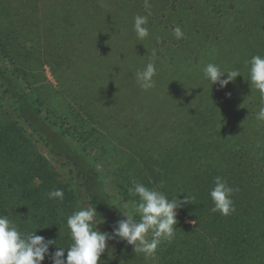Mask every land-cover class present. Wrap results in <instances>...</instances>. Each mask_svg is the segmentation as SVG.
<instances>
[{
  "label": "trees",
  "instance_id": "obj_1",
  "mask_svg": "<svg viewBox=\"0 0 264 264\" xmlns=\"http://www.w3.org/2000/svg\"><path fill=\"white\" fill-rule=\"evenodd\" d=\"M48 1L43 25L52 31L57 16L60 21L88 18L97 28L104 21L102 13L119 2ZM241 1V20L250 27L235 42L241 53L235 69L241 76L224 89L202 79L192 99L176 101L169 112L154 113L150 123L138 122L137 130L124 133L120 125L87 113L89 103L75 108L66 104L68 98L60 92L66 112L49 109L48 86L38 77L40 66L33 64L40 53L30 57L24 45L39 38L33 8L28 15L21 7L25 4L0 0V216L23 233L36 230L54 240L51 254L57 247H70L67 218L82 206L93 205L98 220L99 215L104 220L98 227L111 233L124 218L120 211H130L138 201L133 190L137 181L169 200H183L184 195L194 199L177 210L175 238L163 242L154 256L146 259L126 242L110 240L101 264H264V125H251L254 110L243 108L258 91L250 84L247 62L264 56V0ZM40 144L69 162L75 176H64ZM104 171L116 198L106 189ZM216 176L239 189L232 196L235 211L228 216L211 211L209 193ZM56 189L63 191L62 200L48 198ZM42 264H51L50 255Z\"/></svg>",
  "mask_w": 264,
  "mask_h": 264
},
{
  "label": "rangeland",
  "instance_id": "obj_2",
  "mask_svg": "<svg viewBox=\"0 0 264 264\" xmlns=\"http://www.w3.org/2000/svg\"><path fill=\"white\" fill-rule=\"evenodd\" d=\"M242 2L148 0L152 14L146 25L149 36L144 40L137 39L133 24L135 16L148 14L145 0H119L114 8L102 13L104 21L97 28L88 18L70 16L69 20L60 21L57 16L53 31L43 25L48 0H14L13 4H25L21 7L28 15L33 8L39 24V38L24 45L28 56L41 54L33 64L40 66L38 77L48 86L44 94L49 109L56 113L65 111L67 106L58 96L60 92L68 98L66 104L75 108L89 103L87 113L105 123L120 125L118 129L126 133L137 130L138 122L150 123L154 113L159 116L160 111L169 112L176 101L192 99L208 63L218 65L222 71L237 68L241 53L235 42L239 35L250 32L249 24L241 20L245 13ZM177 26L184 32L182 39L173 34ZM149 62L156 65V84L145 91L137 85L135 73ZM247 101L243 108L254 110L255 118L249 123L264 125L256 119L259 108L264 106L259 91ZM39 149L64 176H75L64 158L53 157L45 144H40ZM104 172L106 189L116 198L109 173Z\"/></svg>",
  "mask_w": 264,
  "mask_h": 264
},
{
  "label": "clouds",
  "instance_id": "obj_3",
  "mask_svg": "<svg viewBox=\"0 0 264 264\" xmlns=\"http://www.w3.org/2000/svg\"><path fill=\"white\" fill-rule=\"evenodd\" d=\"M144 6L149 9L148 14L134 17L133 29L138 40L149 36L146 25L148 16L152 13L148 0H145ZM173 34L177 39L184 38V32L179 26L173 29ZM247 63L250 65V84L259 91L264 101V56L254 55ZM202 74L211 86L218 85V89H224L236 77L241 76L238 69L222 71L213 63L205 65ZM156 75L155 63L149 62L143 70L135 73V80L141 89L147 91L155 87ZM226 96H230V93H226ZM256 119L264 122V106L259 108ZM133 190L138 201L131 206L130 211H120L124 218L116 221L111 233L101 231L98 227L104 220L100 215L99 220L97 219L98 213L93 205L82 206L67 218L72 240L70 247H57L51 254L49 246L54 244V240H46L43 236L36 235V230L23 233L8 217L0 216V264H42L49 255L51 264H101L102 255L106 249H110V240L126 242L132 247L134 254H143L146 259L154 256L163 242L171 243L175 238L177 210L182 205L191 203L194 197L184 195L183 200H178L177 196L169 200L163 192L148 188L137 181H133ZM238 191V188L229 186L226 180L216 176L214 187L209 193L214 205L211 211L219 212L223 216L230 215L235 211L232 196ZM47 195L49 199L62 200L64 197L60 189L50 191ZM123 207L129 209L127 203ZM137 216L139 219H136Z\"/></svg>",
  "mask_w": 264,
  "mask_h": 264
}]
</instances>
